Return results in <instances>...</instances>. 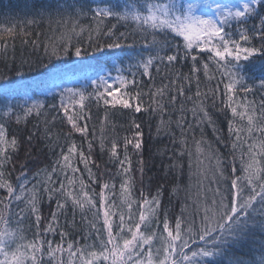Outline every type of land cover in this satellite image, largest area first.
Returning <instances> with one entry per match:
<instances>
[{"label":"snow or ice","instance_id":"snow-or-ice-1","mask_svg":"<svg viewBox=\"0 0 264 264\" xmlns=\"http://www.w3.org/2000/svg\"><path fill=\"white\" fill-rule=\"evenodd\" d=\"M257 20L258 25L249 26L250 21ZM44 23L50 29L56 26L59 39L43 45L39 40L29 42L26 39L31 35L28 28ZM118 26L126 30L120 32ZM85 33L93 59L103 57L105 49H130L123 57H118L116 63L110 64L116 76L111 70L107 74L98 73L91 81V92L64 88L53 96V100L58 97V103L33 99L26 90L23 93L26 99H17L16 89L0 93V264H45V255L47 264H264V239L256 240L258 234L264 236V95L258 106L255 100H248V95L257 88L264 90V0H238L232 4L203 0H51L34 7L18 22L0 25L4 52L7 40L17 36L25 37L22 44L31 43L34 52L41 47L43 51V56L35 59L21 57L17 60L13 56L10 61L0 60L3 68L0 77L14 73L16 79H23L28 73L49 71L56 66L55 62L65 58L88 56L89 51L80 40L72 42L73 36L82 37ZM93 33L97 39L104 36L112 42L103 45L95 42L91 38ZM130 39L132 43L128 44ZM138 40L139 52L136 51ZM144 52L148 54L145 56ZM109 63L105 60L102 67ZM249 66L257 68L260 75L249 76ZM56 76L53 73V78ZM157 76L159 86L155 85ZM202 77L209 83L216 82L203 93L200 90ZM144 78L152 82L147 92L133 91L129 87L137 86ZM7 82L15 81L9 78ZM193 83L196 91L189 95ZM218 94L221 96L219 106ZM181 98L191 102L192 107L186 109L184 102H180L179 118L173 121ZM208 99L228 120L227 139L220 135L222 129L216 127L213 114L205 104ZM90 104L97 108L102 104L105 111L98 141L94 127L90 134ZM110 110L131 113L130 128L134 132L132 139L127 136L123 139V158L119 154L120 142L105 139L104 122ZM229 111L231 118H228ZM188 112L194 124L187 120ZM140 115L148 117L150 131L151 122L156 120V137H169L174 146L177 141L173 123L180 130L182 148L168 157L171 163L167 166L168 174L175 171L174 195L181 191L179 181L184 173L181 162L184 156L189 158V169L192 167L185 125L187 130L200 129V140H195L193 133L198 163L201 162L199 155L206 152L210 160H215L210 183L218 187L210 200L205 198L202 205L193 204L190 220L184 215L185 208L174 223L167 211L161 218L163 185L157 187L154 195L147 196L141 188L136 199L134 180L124 178L119 185V204L115 200V183L100 185L98 197L90 194L93 190L89 184H97L90 167L95 163L92 150L97 144L102 156L108 154L106 163L116 164L117 177H128L132 171L129 145L143 156V121L137 119ZM57 116L61 124L68 126L64 144L59 143V133L53 136ZM41 117H44L43 127ZM29 118L37 121L33 129L27 127ZM10 124L16 126V133L9 134ZM205 126L212 128L217 143L230 147L231 163L203 138ZM20 132L25 134H18ZM75 134L81 136L82 142H87V155L83 143L78 145L73 138ZM37 142L45 143L57 158L47 167L37 166L29 178L32 165L39 163L32 155ZM22 149L20 174L13 178L7 169L16 170ZM56 149H59L58 154ZM237 152L239 167L236 166ZM166 154L167 149L162 155ZM81 163L88 172L89 183L83 179ZM139 163L143 176L144 160ZM200 175L208 178L207 171ZM105 189L113 193L111 202ZM45 195L49 204L55 202L48 217L41 213ZM13 206L19 211L14 212ZM125 206L127 216L123 211ZM86 207L88 211L94 210L97 221L102 217V223L99 228L93 223L94 232L82 237L85 242L80 244L72 237L71 230H65L69 228L67 213L71 209L72 224H75L76 209L83 212ZM136 214L138 219H134ZM44 219L48 223L41 229ZM26 220L35 227L31 238L27 235L31 229L22 227ZM49 235L59 236L60 242L48 239ZM245 248L247 259L230 255L233 250Z\"/></svg>","mask_w":264,"mask_h":264},{"label":"trees","instance_id":"trees-1","mask_svg":"<svg viewBox=\"0 0 264 264\" xmlns=\"http://www.w3.org/2000/svg\"><path fill=\"white\" fill-rule=\"evenodd\" d=\"M51 0H0V25L4 23H15L19 20L23 19L25 15L29 14L30 11L34 8L39 6L42 3H49ZM203 2L206 3H213L218 2L221 4H232L237 3L238 0H203ZM87 23V21H85ZM111 23H116L115 21H112ZM253 23L257 24L259 21H250L249 26H251ZM56 26L53 25L52 28H49V25L47 23L41 24V25H33L28 28V31L31 33L30 36L26 37V39L29 40V42L34 40H39L40 44L43 45L45 43H49L50 41L58 40L59 39V32H56L55 30ZM119 31L123 32L126 30L123 26H118ZM39 34V35H37ZM92 40L95 42H98L100 44L110 43L112 42L107 37L100 36L99 39H97V36L95 33L92 34ZM25 39V37L17 36L14 40L8 39L7 40V51L4 52L3 44L0 43V60L7 58L9 61L13 56L19 60L21 57L24 58H32L35 59L36 56H43L42 47L37 48L36 51H33V46L31 43L25 45L22 44V40ZM88 34L85 33L82 37H72V42L75 44L77 43V40H80L83 44V47L85 49H88ZM113 40L115 37L112 38ZM128 44L132 43V40L127 41ZM141 50V43L139 40L136 43V51ZM89 55L88 56H82L80 58H77L75 56H72L71 58H65L61 61H57L56 66L51 68L49 71H44L43 69L40 72H32L28 73L23 79H16L14 73H8L6 76L0 77V93L5 92L6 90H12L16 89L18 90L16 93L17 99H26L23 95L24 91L26 90L29 95L33 99H41L45 100L47 103H58V97L56 100H53V96L57 93H59L64 88H81L86 89L87 92L92 91L91 81L97 78V74H107L111 70V74L113 76H116L117 73L115 70L110 69L111 63H116L118 57H123L124 52L130 51L127 47L122 51L120 49H105V54L103 57H101L99 60L93 59L91 57V50L88 49ZM148 53L144 52V55L146 56ZM109 61V65L103 66L104 61ZM259 62H257L258 64ZM128 61L125 60L124 67L127 69ZM119 66V65H117ZM3 71V68L0 67V72ZM134 71V70H133ZM171 71V70H169ZM187 71V69H185ZM53 73H56L57 76L53 78ZM126 74V73H125ZM249 76L256 75L259 76L260 73L257 70V68H254L252 66H249V70L247 73ZM163 75V71L161 73ZM155 76V73H154ZM11 78L14 80V83H8V79ZM131 79V77H129ZM137 80H140L139 75H137ZM167 82V81H165ZM215 81H212L209 83L206 79L203 77L201 78V85L200 90L201 92L207 91L209 88H213L215 86ZM251 83V81H249ZM152 82L148 81L147 78H144L143 82L138 83L137 86L130 85L129 87L135 90L143 89V91L147 92L149 87L151 86ZM155 85H160V78L157 76L155 77ZM220 89H223V85H220ZM196 91L195 83L192 85L191 92H189V95H192ZM243 95V94H241ZM261 95H264V90L256 89L254 93H250L248 95V100H255L256 105H259ZM221 96L217 95L216 103L219 106ZM145 100L147 101V97H145ZM180 102H184L185 108L190 109L192 107L191 102H185L183 101V98H181V101H179L176 105V112L173 116V121L179 118V107ZM239 102V98H238ZM87 103V101H86ZM206 106L208 107L209 111L213 114V119L216 123V127L219 129H222V132L220 135L224 136L225 139L228 137V120L226 119L224 113L219 110V108H213L211 99H208L205 101ZM90 111H91V119L88 121L90 134L91 130L94 127L96 130V139L98 141L100 136V128H101V122L103 121V118L105 116V111L103 108V105L99 108L95 106V104L89 105ZM241 110V109H238ZM62 116V113L60 114ZM130 116L131 113L129 111L121 112L119 110H110L108 113V120L104 122V129H105V139L106 140H112L116 139L120 142V149L119 154L120 157L123 158L124 155V149H123V139L125 136H127L129 139H132L134 129L130 128ZM51 119V117H48ZM228 118H231L230 111L228 112ZM43 119L44 117L40 118V125L43 127ZM138 120L143 121L142 123V130L144 133L143 136V156L141 157V154L136 152L134 148L129 145L128 147V155L131 158L132 161V171L129 174L128 177H117V166L115 163H106L108 160V154L105 153L103 156L100 153V149L97 146H95L92 150V159L95 161L94 164H90V167L92 169V172L95 174L97 178V184H89L90 188L93 190L90 194H95L98 197L99 192L101 191L100 185L107 182L110 185L112 183H115L116 185V196L115 200L116 203L119 204V192H120V183L121 180L124 178L134 180V191L133 196L134 198L138 199L137 193L141 188L144 190V194L147 196L149 194L154 195L156 192V189L158 186L163 185L165 188V191L163 193L162 197V208H161V218L164 211L168 212L169 219L171 221L175 220V217L179 216L181 214V209L185 208V217L187 219H192V213L194 211L193 204L199 203L203 204L204 199L207 198L210 200L213 196V190L218 187V185L214 182L210 183L212 179V169L215 167V160H210L208 158L209 154L206 152L204 155H199V162L198 163V154L195 149V145L193 143V133H194V139L200 140L201 132L198 127H193L191 130H187V125H185L186 128V134L188 138V151L192 153L191 158V164L192 167L189 169V158L188 156H184L182 158V163L184 164V173L182 179L179 181V187L181 191L178 194H173V188L176 185L175 180V171L172 174H168L167 172V166L171 163L168 159L169 156L173 155V152L176 150H180L182 148V145L179 143L181 139L180 130L176 128L175 123H173V130L175 132V138L177 143L175 146L170 141L169 137H163L157 138L155 135V126L157 121L153 120L151 122V131L149 127V120L147 116L140 115L137 117ZM238 119V118H237ZM187 120L189 122L192 121L191 113H187ZM37 121L34 118H29L28 123V129H33V125L36 124ZM82 123V122H81ZM68 126L65 124H61L60 116H57L56 125L53 128V136L55 137L58 133L60 136L59 143L64 144L65 143V133H67ZM17 129L14 124L9 125V134L16 133ZM20 135H23L25 133L20 132L18 133ZM78 145L83 143V148L85 151V154L87 155V142H82L81 136L79 134H75L73 137ZM207 142H209L212 146V149L216 150L218 149L220 156L225 159L226 162L231 163L232 157L229 155L230 153V147H225L223 143H217L216 138L213 135L212 128L209 126L204 127V137ZM167 149V154L162 155L164 150ZM66 150V149H65ZM56 152L58 154L59 149H56ZM32 155L34 159L38 160L37 165H32V172L29 173V178H31L32 173L35 171V168L38 167H47L50 164H52L55 159L57 158L56 155H54L52 152L49 151L48 147L45 146V143L37 142L36 147L32 151ZM237 161L236 166L239 167V152L236 153ZM24 158V150H21L20 153V159L16 160V170L13 171L10 167L7 169L8 172H10L15 178V176L20 174L19 165L22 162ZM144 160L143 165V176H141L140 172V160ZM177 157H173V160H176ZM97 165L99 167H97ZM163 166V167H162ZM79 168L81 169V172H83V179L85 180V183H89L88 180V172L84 170V165L81 163L79 164ZM108 170L107 172L105 170ZM207 171L208 178L205 179L203 175H200V173H203ZM115 177V179H113ZM141 179H143V184H141ZM78 181H79V174H77V185L78 188ZM30 186V185H29ZM105 195L108 197L109 202L112 201L113 193L109 191L108 189H105ZM199 195L200 200L197 201V196ZM187 200V204H185V201ZM23 207V205H21ZM55 208V202L53 201L51 204H49L47 196L45 195L42 200V206H41V213L43 217H48L51 210ZM133 209H135V203H133ZM13 211L18 212L19 209L13 206ZM123 211L125 215L127 216L128 209L125 206L123 208ZM68 220H69V228L65 229L66 231L71 230L72 237L79 241L80 244H83L85 241L82 239V237H88L91 233L94 232V229H92L91 225L93 223L96 224V227L99 228L100 224L102 223V217L100 221H97L94 210L88 211L87 207L81 212L80 209H76L75 212V224H72L73 216L72 211L69 209L68 213ZM116 219V218H114ZM134 219H138V214L134 216ZM61 224L64 222V218L61 217ZM118 222V220H117ZM198 222V219H197ZM48 223L47 219L42 220L41 229H43L44 226H46ZM22 227L25 230L31 229V231H27V235L29 238H31L32 231H35L34 224L26 220ZM48 239L52 240L55 239V241L58 243L60 242V237L56 236L53 238L52 235L48 236ZM264 239V236H260L259 234L256 237L257 241H260ZM88 243H91V240L87 241ZM258 247L259 245H255ZM230 255H233L235 257H243L248 258L247 255V249H240V250H233ZM45 264H47L48 257L45 255ZM65 259H67V255L65 253Z\"/></svg>","mask_w":264,"mask_h":264}]
</instances>
